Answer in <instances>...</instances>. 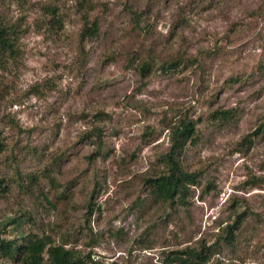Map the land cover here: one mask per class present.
I'll list each match as a JSON object with an SVG mask.
<instances>
[{
  "label": "rangeland",
  "instance_id": "obj_1",
  "mask_svg": "<svg viewBox=\"0 0 264 264\" xmlns=\"http://www.w3.org/2000/svg\"><path fill=\"white\" fill-rule=\"evenodd\" d=\"M77 1L0 0L20 31L0 69V220L20 224L2 237L104 264H167L201 244L203 264H264V127L238 150L264 123V0H92L98 32L81 43ZM181 122L195 139L177 159L196 178L171 204L146 179Z\"/></svg>",
  "mask_w": 264,
  "mask_h": 264
},
{
  "label": "trees",
  "instance_id": "obj_2",
  "mask_svg": "<svg viewBox=\"0 0 264 264\" xmlns=\"http://www.w3.org/2000/svg\"><path fill=\"white\" fill-rule=\"evenodd\" d=\"M95 4L92 0H78L75 6L76 11L81 14L82 27L79 32L80 43L86 39H91L97 35V21L89 20V12L92 11ZM49 9V8H48ZM55 16V8L49 9ZM52 24H59V21L53 17ZM19 26L7 23L0 16V69H4L7 62L17 56L16 42L19 35ZM172 64L166 68H171ZM165 70L164 67H162ZM231 113L228 110H216L211 114L213 120L220 122L230 118ZM264 123L257 130L247 134L239 143L238 150H249L252 137L262 128ZM195 129L189 122H181L169 130V149L164 154L162 163L165 166L164 171L155 177L146 179L149 184L150 194L163 202L171 204H184L188 194V184L193 183L196 178L195 173L184 171L178 162V155L187 143L194 142ZM96 145L99 147L100 142ZM0 141V153L2 151ZM9 189L6 179L0 176V195H4ZM5 218L0 220V260L14 262L15 264H104L91 258V254L79 256L74 248H67L64 244H54L47 236H38L37 234L27 235L24 243L17 245L14 240H8L2 237L1 230L11 221L14 224H20L17 219ZM238 223V221H237ZM227 226L225 230V239L230 241L232 227ZM236 227V224L234 228ZM208 249L202 244L200 247H186L183 251L174 252V256L167 264H203L209 259ZM114 264V263H108Z\"/></svg>",
  "mask_w": 264,
  "mask_h": 264
}]
</instances>
